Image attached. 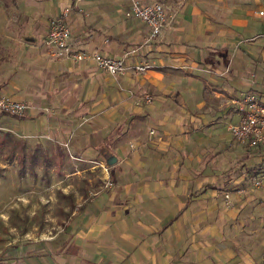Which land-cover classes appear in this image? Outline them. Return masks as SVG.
<instances>
[{
	"label": "crops",
	"instance_id": "0c3cea01",
	"mask_svg": "<svg viewBox=\"0 0 264 264\" xmlns=\"http://www.w3.org/2000/svg\"><path fill=\"white\" fill-rule=\"evenodd\" d=\"M138 1L173 13L158 36L128 15L132 0L0 2V94L27 106L22 118L0 120L25 136L68 125L70 141L79 118L86 124L77 154L110 150L119 158L71 213L65 243L53 248L52 239L48 257L52 264H264V188L251 186L247 156L226 159L232 143L212 141L222 115L239 119L240 93L264 88L250 67L264 69V0ZM64 11L70 34L59 55L47 34ZM76 53L85 57L75 61ZM95 53L149 68L111 75L96 66ZM147 94L150 103L141 100ZM23 259L6 264H29Z\"/></svg>",
	"mask_w": 264,
	"mask_h": 264
},
{
	"label": "rangeland",
	"instance_id": "374dc122",
	"mask_svg": "<svg viewBox=\"0 0 264 264\" xmlns=\"http://www.w3.org/2000/svg\"><path fill=\"white\" fill-rule=\"evenodd\" d=\"M3 1L12 4L16 0H0ZM260 64H263L262 61H259ZM250 67L257 71L260 81H264V69L254 65ZM247 92L264 97V88L253 86ZM229 120L222 115L221 123L212 129L216 133L212 141L224 148V144L232 143V148L223 151L226 159L237 161L241 156H247L242 159H245V166L251 168L256 165L257 159L259 162L264 157V144L246 152L243 145L232 141L227 128ZM81 121L77 118L70 128V133L77 138L81 137L80 130L86 124ZM6 122L8 120H0V262L6 264L12 258L23 263L25 257L29 264L34 261L37 264L38 261L39 264H52L50 242L53 246L52 239H56L57 245L53 248L65 243L68 218L76 206L83 203L86 194L88 196L99 189L107 168L95 150L93 155L77 154L80 150L73 147L79 148L82 143L77 138L68 141V125L57 133L25 136L14 132ZM30 154L37 161L32 165L27 161L23 168L20 167L21 159ZM262 161L264 165V159ZM249 176L254 174L249 173ZM38 246H43L45 250L40 255L35 253L40 250ZM61 256L68 260V252Z\"/></svg>",
	"mask_w": 264,
	"mask_h": 264
},
{
	"label": "built area",
	"instance_id": "2783aa9c",
	"mask_svg": "<svg viewBox=\"0 0 264 264\" xmlns=\"http://www.w3.org/2000/svg\"><path fill=\"white\" fill-rule=\"evenodd\" d=\"M258 14L263 15V11ZM65 11L60 15L53 17L49 22L47 40L50 45L55 47L59 55L67 54V40L70 34L69 27L66 24ZM128 15L135 16L143 21L150 30V37L154 38L160 34L168 22V18L173 17V13L167 14L162 3L153 2L142 4L138 0H132ZM85 57L82 53L72 55L75 61L82 60ZM91 59L100 69L111 75H121L128 70L144 71L149 68L147 64L129 65L126 56L121 58H111L95 53ZM146 103L152 101L150 95H145L142 99ZM239 111V119L228 125L233 140L243 144L248 148H256L264 144V102L253 93L242 92L234 101ZM26 104L6 94H0V111L13 114H23L26 110ZM152 132V131H151ZM253 188H264V174L248 177ZM239 191H242L240 189ZM227 198V195H226Z\"/></svg>",
	"mask_w": 264,
	"mask_h": 264
},
{
	"label": "trees",
	"instance_id": "16d2710c",
	"mask_svg": "<svg viewBox=\"0 0 264 264\" xmlns=\"http://www.w3.org/2000/svg\"><path fill=\"white\" fill-rule=\"evenodd\" d=\"M2 115H9V116H12V117H15V118H22L23 117L22 114H13V113H10V112L0 111V116H2ZM263 159H264V157L261 159V161L256 163V165L252 166L251 168H248L249 173L254 174V176L255 175L258 176L260 174H257L256 172L262 171L263 173H261V174H264V165L262 163ZM27 161L29 162V164L32 165L35 161H37V159H36V157L34 155H31V154L30 155H26L25 158L21 159L20 163H21L22 166H20V167L23 168L24 163H26ZM254 171H255V173H254ZM248 177H250V176L248 175ZM0 264H2V262H0Z\"/></svg>",
	"mask_w": 264,
	"mask_h": 264
},
{
	"label": "water",
	"instance_id": "95a60500",
	"mask_svg": "<svg viewBox=\"0 0 264 264\" xmlns=\"http://www.w3.org/2000/svg\"><path fill=\"white\" fill-rule=\"evenodd\" d=\"M101 157L106 168H110L119 162V158L110 150L101 151Z\"/></svg>",
	"mask_w": 264,
	"mask_h": 264
}]
</instances>
